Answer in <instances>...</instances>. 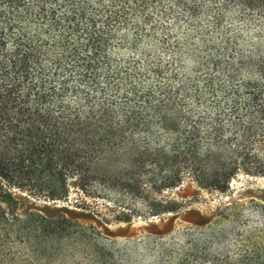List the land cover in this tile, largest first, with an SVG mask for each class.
<instances>
[{
  "label": "trees",
  "instance_id": "16d2710c",
  "mask_svg": "<svg viewBox=\"0 0 264 264\" xmlns=\"http://www.w3.org/2000/svg\"><path fill=\"white\" fill-rule=\"evenodd\" d=\"M262 34L264 0H0V264H122L36 203L131 224L264 177ZM208 243L169 264H264V228Z\"/></svg>",
  "mask_w": 264,
  "mask_h": 264
},
{
  "label": "rangeland",
  "instance_id": "374dc122",
  "mask_svg": "<svg viewBox=\"0 0 264 264\" xmlns=\"http://www.w3.org/2000/svg\"><path fill=\"white\" fill-rule=\"evenodd\" d=\"M246 25L242 30L246 32L248 45H253L259 38L257 26ZM259 42L264 50V41ZM193 193L191 189H186L182 194ZM35 207L48 215L66 212L73 220L93 223L101 230L107 244L116 251L122 264H169V256L180 253L189 240L208 236V245L220 252L225 247L233 249L242 229L264 228V177L240 175L231 183L227 193L200 192L198 199L178 214L149 221L135 219L131 224L105 225L88 213L63 204L36 203ZM198 222H203V225L197 226ZM213 233L223 238L213 239Z\"/></svg>",
  "mask_w": 264,
  "mask_h": 264
}]
</instances>
